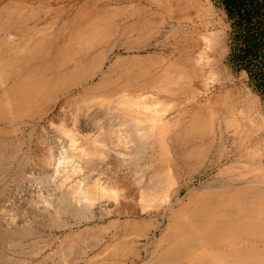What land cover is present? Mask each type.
<instances>
[{
    "label": "bare ground",
    "instance_id": "bare-ground-1",
    "mask_svg": "<svg viewBox=\"0 0 264 264\" xmlns=\"http://www.w3.org/2000/svg\"><path fill=\"white\" fill-rule=\"evenodd\" d=\"M200 9L199 0H0V132L27 134L0 139V158H19L41 121L64 141L55 157L39 136L33 152L49 168L53 217L65 216L58 225L73 239L52 264H264V171L246 126L199 100L191 83L204 69L194 75L174 31L175 47L154 57L168 60L162 75L128 72L132 33ZM101 111L118 114L119 129L93 133ZM148 140L165 143L141 160L154 148ZM203 168L217 178L191 186ZM16 227L2 234L9 246L26 234ZM34 254L38 264L52 256Z\"/></svg>",
    "mask_w": 264,
    "mask_h": 264
},
{
    "label": "rangeland",
    "instance_id": "rangeland-1",
    "mask_svg": "<svg viewBox=\"0 0 264 264\" xmlns=\"http://www.w3.org/2000/svg\"><path fill=\"white\" fill-rule=\"evenodd\" d=\"M49 1L55 7L68 8L86 0ZM199 1L201 2V9L197 13L187 11L188 14L185 16L180 17L178 20L169 18L163 25H161V19L156 18L147 31L138 34L132 33L134 47L131 56L134 57V62L132 61L134 70L131 69L128 72L135 75L141 71L140 73H145L147 78L162 75L161 65L168 64V60L164 57H154L163 53L168 55L175 47V41L169 35L174 32L178 33L181 41L176 43L181 48L190 51L192 57L190 64H193L194 75L197 72L200 73L201 68L204 69L205 76L201 81L192 80L191 83L198 93L197 95L200 93L199 100L203 104L212 101L216 104V109L220 113L229 119L242 121L253 143L258 145L264 171V44L259 43V46L255 45V48H253V45L247 43V39H244L247 31L239 27L235 18L229 17L221 0ZM61 18L63 19V17ZM252 32L254 35L259 33L256 29ZM255 40V44H257V38ZM125 56L122 51H116L111 57L123 59ZM171 76L179 80L182 77L181 72H177L175 75L171 74ZM147 92L151 94L154 89L149 88ZM192 95L194 93L186 96L190 97ZM184 106L180 105V108H176V112L183 109ZM176 109L170 112L171 115H166V118L173 117ZM103 111L99 113V125L88 127L93 133L98 134L100 131L106 133L109 130L119 129L117 123L119 115L110 114V112L105 114ZM114 124L117 125V128ZM26 132L28 133V131ZM21 135L27 137L25 133L18 134L6 130L0 132V139L10 144L14 136L21 137ZM42 135L44 138L46 137L52 154L55 157L61 154L64 150V147H62L64 141L61 138L59 139L58 134L52 131V128L44 125L41 121L37 132L32 136L33 139L26 141L27 143L22 146L19 158L17 157L10 162L0 158V205L2 204L0 206V264H38L41 257L34 256L37 249H41L43 256L52 255V258H47L44 261L45 264L57 263L62 254H65V256L67 254L66 250L64 251L62 248L67 243L73 242V239L66 237L70 230L66 226L60 227L58 225V221L60 223L65 216L60 215L57 221L53 217L57 205L52 197L51 185L46 177H42L46 176L49 168H40L34 162L36 161L34 154L37 151L36 140ZM164 143L165 140L160 142L148 140L146 144H151L154 148L148 151L141 160L147 159L150 154L155 155L158 153L160 151L158 145ZM237 147V145L232 147L234 153ZM7 168L10 170H7ZM134 169L135 166H132L129 170L118 173H125L130 176ZM203 169L193 176L191 186L202 187L207 182L217 178V168ZM255 172L259 174L257 171ZM253 173L248 179L255 177L256 173L255 175ZM38 175L40 177H37ZM184 192L183 190L181 194L183 195ZM68 222H71L72 229L75 230L76 225L72 224V221ZM15 225L16 228L26 234L16 239V245L9 246L2 239V234L13 230ZM82 240H85L84 237L77 240L74 249L78 244H81Z\"/></svg>",
    "mask_w": 264,
    "mask_h": 264
},
{
    "label": "trees",
    "instance_id": "trees-1",
    "mask_svg": "<svg viewBox=\"0 0 264 264\" xmlns=\"http://www.w3.org/2000/svg\"><path fill=\"white\" fill-rule=\"evenodd\" d=\"M229 17L235 18L240 28L247 33L244 39L253 48L264 44V0H221ZM258 34L254 35L253 30ZM257 38V44H255ZM264 46V45H263Z\"/></svg>",
    "mask_w": 264,
    "mask_h": 264
}]
</instances>
